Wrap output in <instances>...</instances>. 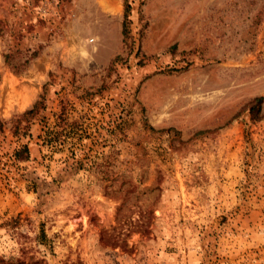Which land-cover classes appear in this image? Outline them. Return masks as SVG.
I'll use <instances>...</instances> for the list:
<instances>
[{
	"label": "rangeland",
	"instance_id": "1",
	"mask_svg": "<svg viewBox=\"0 0 264 264\" xmlns=\"http://www.w3.org/2000/svg\"><path fill=\"white\" fill-rule=\"evenodd\" d=\"M0 264H264V0H0Z\"/></svg>",
	"mask_w": 264,
	"mask_h": 264
},
{
	"label": "trees",
	"instance_id": "2",
	"mask_svg": "<svg viewBox=\"0 0 264 264\" xmlns=\"http://www.w3.org/2000/svg\"><path fill=\"white\" fill-rule=\"evenodd\" d=\"M128 8H129V5H128V4H125V12H126V10H128ZM261 99H262V98H258L257 101H261ZM38 105H39V103L36 102V103L33 105V107H32L31 109L25 111V112L22 114V117H25V116H27L28 114L36 113L37 110H38ZM251 110H252V109H251ZM49 134H50V132H49V130H47V134H46V135H49ZM47 139H50V140H51V138H50L49 136H47ZM21 152H25V153H26V155H25V160H28V158H29V152H28V148H27L26 145H24V146L22 147L21 150H17V151H15V157H16V158H19Z\"/></svg>",
	"mask_w": 264,
	"mask_h": 264
}]
</instances>
